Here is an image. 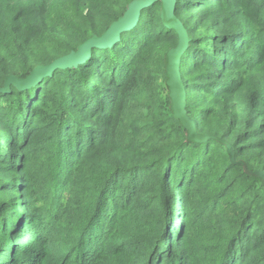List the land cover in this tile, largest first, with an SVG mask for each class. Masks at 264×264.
<instances>
[{"label":"trees","instance_id":"1","mask_svg":"<svg viewBox=\"0 0 264 264\" xmlns=\"http://www.w3.org/2000/svg\"><path fill=\"white\" fill-rule=\"evenodd\" d=\"M133 1L0 0V89ZM160 9L85 63L0 91V264H264V0L177 2L186 111L211 137L196 143L170 110L178 35Z\"/></svg>","mask_w":264,"mask_h":264},{"label":"water","instance_id":"2","mask_svg":"<svg viewBox=\"0 0 264 264\" xmlns=\"http://www.w3.org/2000/svg\"><path fill=\"white\" fill-rule=\"evenodd\" d=\"M160 2V16L162 24L168 29L174 30L178 35L177 47L171 49L165 56V79L170 100V110L173 116L186 128L189 142H204L210 136L200 135L197 132L195 122L186 111L187 89L183 82L180 63L183 54L189 46V36L182 22L176 16L178 0H134L126 12L101 35L94 36L81 44L78 49L49 65L37 67L27 78L18 79L13 76L7 79L1 92H10L12 85L18 89H29L39 84L44 78L52 76L58 69H68L85 63L92 56L95 49L112 48L122 38V34L134 29L140 21L141 13L145 8ZM231 154L230 146L228 145Z\"/></svg>","mask_w":264,"mask_h":264},{"label":"rangeland","instance_id":"3","mask_svg":"<svg viewBox=\"0 0 264 264\" xmlns=\"http://www.w3.org/2000/svg\"><path fill=\"white\" fill-rule=\"evenodd\" d=\"M19 155H20V149H19V151L17 150V151H15V153H14V156L16 157H19ZM15 161V163H16V160H14ZM23 186H24V183L23 182H21V183H19V189H21V188H23ZM51 199V198H50ZM21 200H23V198L21 199ZM21 202V201H20ZM20 202L18 203V204H20ZM17 211L19 212V213H21L22 212V209H20L19 207L17 208ZM179 216L180 215H178V218H179ZM33 264H39V261H31Z\"/></svg>","mask_w":264,"mask_h":264}]
</instances>
